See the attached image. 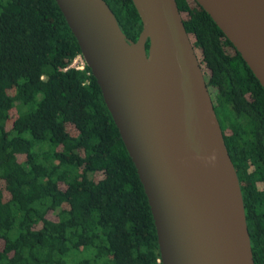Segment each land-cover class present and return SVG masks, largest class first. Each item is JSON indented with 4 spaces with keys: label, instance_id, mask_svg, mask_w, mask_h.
Listing matches in <instances>:
<instances>
[{
    "label": "trees",
    "instance_id": "trees-1",
    "mask_svg": "<svg viewBox=\"0 0 264 264\" xmlns=\"http://www.w3.org/2000/svg\"><path fill=\"white\" fill-rule=\"evenodd\" d=\"M104 1L136 41L132 1ZM176 3L264 264V90L195 0ZM78 57L55 0H0V264H161L143 186Z\"/></svg>",
    "mask_w": 264,
    "mask_h": 264
},
{
    "label": "water",
    "instance_id": "water-1",
    "mask_svg": "<svg viewBox=\"0 0 264 264\" xmlns=\"http://www.w3.org/2000/svg\"><path fill=\"white\" fill-rule=\"evenodd\" d=\"M55 0L136 169L161 264H254L237 173L176 0ZM264 90V0H195ZM149 47L146 49V44Z\"/></svg>",
    "mask_w": 264,
    "mask_h": 264
},
{
    "label": "rangeland",
    "instance_id": "rangeland-1",
    "mask_svg": "<svg viewBox=\"0 0 264 264\" xmlns=\"http://www.w3.org/2000/svg\"><path fill=\"white\" fill-rule=\"evenodd\" d=\"M74 65L75 66H79V67H82V65H83V60H82V58H77L74 62ZM78 256H79V258L80 257H82V255L84 254V252H78V253H76ZM78 259V258H77ZM75 260V258H73V260H69V263H73V261Z\"/></svg>",
    "mask_w": 264,
    "mask_h": 264
},
{
    "label": "built area",
    "instance_id": "built-area-1",
    "mask_svg": "<svg viewBox=\"0 0 264 264\" xmlns=\"http://www.w3.org/2000/svg\"><path fill=\"white\" fill-rule=\"evenodd\" d=\"M79 58H80V57H79ZM71 66L76 67V68H82V67H79V66H75L74 63H72Z\"/></svg>",
    "mask_w": 264,
    "mask_h": 264
}]
</instances>
